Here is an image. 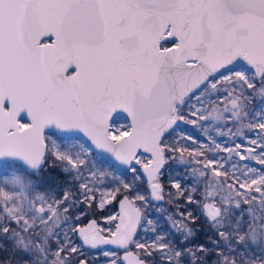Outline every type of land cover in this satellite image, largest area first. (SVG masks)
Listing matches in <instances>:
<instances>
[{
  "label": "snow or ice",
  "instance_id": "6c2138e0",
  "mask_svg": "<svg viewBox=\"0 0 264 264\" xmlns=\"http://www.w3.org/2000/svg\"><path fill=\"white\" fill-rule=\"evenodd\" d=\"M241 62L246 72L237 70ZM198 67L204 70L177 89L175 81ZM257 78L264 84V0H0V175L21 157L43 172L47 146L43 152H28L25 146L41 142L48 128L71 133L64 137H83L89 149L97 146L102 131L104 140L128 145L115 155L132 180L108 173L109 182L103 170L88 165V150L72 156L53 146L60 172L76 173L75 191L67 188L51 202L55 211L51 205L34 209L42 222L57 225L51 253L57 264H99L84 248L101 252L104 264H207L213 256V264H238L237 257L247 255L239 235L247 218L241 211L232 231L231 223L219 222L227 198L217 186L235 190L245 202L264 197V110L253 113L246 133L234 135L229 127L238 106L234 93L251 97L248 90ZM209 89L215 91L213 102L231 104L223 113L227 130L220 138L204 131L196 139L185 134L166 143L183 131L181 122L203 128ZM120 114L125 124L117 123ZM100 152L114 150L105 146ZM169 160L198 165L187 174L190 186L174 181L176 191L168 193L169 202L194 205L199 212L184 208L168 216L181 234L175 242L155 234L154 220L140 211L152 200H164L159 177ZM193 177L207 181L203 192ZM113 202L120 211L108 217L111 227L95 220L81 226L91 209ZM0 212L8 215L0 237L21 223L22 230L34 231L26 218L5 207ZM201 217L213 237L189 247L196 236L192 225ZM141 229L154 233L151 243L138 239ZM229 237L236 243L225 248ZM4 259L0 255V264ZM249 260L264 264V256Z\"/></svg>",
  "mask_w": 264,
  "mask_h": 264
},
{
  "label": "rangeland",
  "instance_id": "374dc122",
  "mask_svg": "<svg viewBox=\"0 0 264 264\" xmlns=\"http://www.w3.org/2000/svg\"><path fill=\"white\" fill-rule=\"evenodd\" d=\"M247 68L237 67V70L245 71ZM251 75V73H247ZM248 91L252 92V96L245 98V95L240 92L234 93V97L237 99V108L234 109L236 115L232 118L229 125L231 131L234 135H240L247 132V125L253 113L256 111L264 110V84L258 82L255 84L253 89ZM209 96L205 98V109L206 115L208 117L207 121L204 123L203 128L199 129L193 124H185L181 122L180 128L183 131H177L173 133L166 143L171 144L173 140L177 139L180 135L190 134L192 139L202 137L204 131H206L207 136L220 138V134L224 133L226 129L227 117L223 115L225 111V106L231 108V104L228 100H225L224 105L217 102H213L211 97L215 96V91L209 89ZM123 119H118V124H125L126 121ZM45 141L47 148L49 150L45 157L44 171L38 172L36 170L31 171L28 166L23 163L15 161V167L8 170L7 174L0 175V207H5L7 210L11 211L17 218L24 220L27 219V223L33 225L39 222L40 216L34 211V209H39V205H42L45 209H48L51 205L53 211H55V205L51 202L54 198H58L64 190L67 188L75 191L76 181L74 177L75 172L62 173L59 168L62 166L61 162L54 159L51 155V150L53 146H57L61 151H66L69 155L75 156L77 153H81L88 150V154L85 157L88 161V165L94 166L98 169L103 170L106 175L105 179L111 182L112 176H108V173L115 175L117 179H123L126 182L132 180V173L127 170L126 167H119L114 161H109L104 156L95 152L92 148L89 149L88 144L84 143L83 137H73L67 138L57 134L55 131H48L45 134ZM202 142V141H201ZM190 147L191 141L188 142ZM177 146V145H173ZM185 161H189V154L185 152L183 154ZM255 165V161L251 162ZM139 167V166H138ZM198 167V165L188 162L185 164H180L178 160H169L168 164L162 169V173L159 177L161 184L163 185L164 200L154 201L152 200L145 207H141L144 212L145 218L153 219L155 222V234H165L167 237L174 241L181 237V234L172 227L168 220V216L179 211L180 209L188 208L193 211L196 215H199L198 210L195 206H189L187 204H181L179 207L175 203H171L168 193L175 192L176 190L171 188V183L174 181H179L183 185L190 186L192 181L188 178L187 174L191 173L193 168ZM193 179L199 180L197 187L203 192L205 189V184L207 181L200 179L199 177H193ZM219 179L218 177L213 178ZM136 187L144 190V185L138 183ZM217 190L222 197L227 199L223 201L227 207L223 213L219 216V222L224 226H228L230 223L232 228L230 231L234 230L236 227V221L240 219L241 211H243L244 216L247 218L244 223L245 227L240 231L239 235L243 238L244 250L246 251V256L237 257L238 264H250L249 258H258L264 256V197L260 199H248L247 202L244 201V197L237 193L235 190L228 189L227 187L217 186ZM252 189H249L251 194ZM239 203L240 207L237 208L235 205ZM106 210L102 213V223L99 225L102 227H111V222L108 220L109 216L117 215L116 209L110 204L104 207ZM102 208V209H104ZM97 209V208H96ZM101 208H98V210ZM92 210V209H91ZM89 213H92V211ZM94 212V211H93ZM60 224H64V214L62 212L58 213ZM53 219H55L53 217ZM86 222V219H82L81 224ZM8 215L7 212H0V225L7 226ZM53 224L54 233L57 231V225ZM196 229V236L192 238V243L189 247L195 248L197 245L208 243L210 237H213V228L210 227L208 223L205 222L204 218L201 217L194 225ZM25 229V224L21 223L19 227H13L8 233L7 237L10 239L15 231H20ZM46 234V229H43ZM23 239H19V244L13 243L10 246L7 244L5 250L2 251V256L4 259V264H32L30 246L25 247L32 240L28 235L30 231L23 230ZM71 235V234H70ZM182 235H187V233H182ZM154 233L151 231H145L141 229L139 231L138 239L141 242L151 243ZM74 242L79 246V239L76 236H72ZM54 245L56 244V236L54 235ZM183 242V241H181ZM236 241L232 237L224 242V247L227 248L229 245H235ZM18 246V247H17ZM87 248L83 251L86 252ZM55 251V248L54 250ZM115 251V250H109ZM39 264H44L45 259L43 257L41 263V256L44 253L39 252ZM99 254V255H98ZM50 257V256H48ZM99 257V264H104V257L101 252L93 253L90 258ZM53 259V258H52ZM58 259H53V264H57ZM215 256L207 259V264H213L215 261ZM151 262V261H149ZM152 263V262H151ZM204 264V262H200Z\"/></svg>",
  "mask_w": 264,
  "mask_h": 264
},
{
  "label": "flooded vegetation",
  "instance_id": "af4514ba",
  "mask_svg": "<svg viewBox=\"0 0 264 264\" xmlns=\"http://www.w3.org/2000/svg\"><path fill=\"white\" fill-rule=\"evenodd\" d=\"M46 132H48V131H46ZM46 132L44 133V137H45ZM44 140H45V138H44ZM45 143H46V141H45ZM46 146H47V144H46ZM17 163H19V161ZM44 163H45V158H44ZM44 163H43V166H44ZM110 205L116 209L117 214H118L120 211L119 203L113 202ZM41 206L42 205H39V209L41 208ZM92 210H91L92 213H89V212L87 213L86 222L81 224V226H87L90 221H94V220L97 221L98 224L103 222L101 215H102V213L105 212L106 209L104 208V209L98 210V208L97 209L93 208ZM140 210L144 216V212H143L142 208ZM53 227H54L53 224L45 223V222H42L41 220L39 222L33 224L34 231H30V234L28 235L29 237L32 235V237H31L32 240H30L29 244L27 245V246H30L29 248H30L32 264H39V261L37 260V259H39V254H40L39 252L44 253L43 256H41V263H42L43 257H44V259L47 257L48 264H53V259L51 256V253L54 252L53 251L54 250V240L53 239H54L55 233H54ZM43 229H46V231H47L46 234L44 233ZM21 232H23V230H21L20 233L17 230L13 234H10L12 236L10 239L8 237H6V238L0 237V255L2 254V251L5 250V247L7 246V244L10 246V248H12L11 246L13 245L14 242L16 245L19 244V242H20V241H18L19 237L21 236L20 239L21 240L23 239ZM19 234H20V236H19ZM37 237H38V239H37ZM102 248H104L105 250H115V251L117 250L114 247H108V246H102ZM98 252L99 251H97V250H91V249L87 248L86 252H84V253L88 257L89 260H92L90 258V256H92L93 253H98ZM48 256H50V257H48ZM96 258L101 259L99 257H96ZM148 263L152 264L151 262H148Z\"/></svg>",
  "mask_w": 264,
  "mask_h": 264
},
{
  "label": "water",
  "instance_id": "95a60500",
  "mask_svg": "<svg viewBox=\"0 0 264 264\" xmlns=\"http://www.w3.org/2000/svg\"><path fill=\"white\" fill-rule=\"evenodd\" d=\"M237 67L247 68L248 66L246 64H244L243 62H241V64L237 65ZM203 70L204 69H201V68L198 67L195 71L184 73L183 76L180 79H177L175 81L177 89H179L181 86H183V84L185 82L189 81L192 78V76L195 75L196 71H203ZM173 75L175 76V72L173 73ZM123 118H125L123 116V114H120L117 117V119H123ZM46 131H55L57 134H59L61 136H63V135H71V133H64V132H62L60 130H57L55 128H48V129L45 130V132ZM44 133H43V138H42L41 142H39V143L33 142V143H30V144L26 145L25 146V151H28V152H33V151L43 152L44 151V147L46 146V143H45V140H44ZM97 141H98L97 146L92 148L95 152H97L98 154L104 156L109 161H114L115 164L117 166H119V167H126V166L122 165L118 159H116L115 153L126 152L128 145L122 144L119 140H117L115 143H112L110 140H104L102 131L98 134ZM105 146L111 147L114 150V152H112V153H108V152L101 153L100 149L102 147H105ZM16 161H19V162L23 163L24 165L28 166L30 170L34 171V169L31 168V166L27 163V161L24 158L21 157L20 159H18ZM103 246L116 248L113 245H103ZM148 264H150V263H148Z\"/></svg>",
  "mask_w": 264,
  "mask_h": 264
}]
</instances>
